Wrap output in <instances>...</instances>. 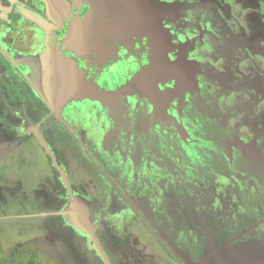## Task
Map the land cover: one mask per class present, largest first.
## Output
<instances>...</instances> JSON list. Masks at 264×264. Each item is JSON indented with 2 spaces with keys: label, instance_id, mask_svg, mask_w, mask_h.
<instances>
[{
  "label": "flooded vegetation",
  "instance_id": "1",
  "mask_svg": "<svg viewBox=\"0 0 264 264\" xmlns=\"http://www.w3.org/2000/svg\"><path fill=\"white\" fill-rule=\"evenodd\" d=\"M66 1L69 14L66 6L65 12L49 15L43 0H0V264H106L82 229L88 247H58L52 217L59 191L52 188H64L69 206L73 197L79 199L74 189L93 188L101 205L115 199L133 224L149 226L152 235L159 233L164 240L150 213L151 195L142 191L148 186L171 191L155 203H183L196 226L190 233L204 240L203 247L183 254L165 239L172 263L222 264L215 258L230 255L243 260L226 264H264L261 249L214 238L223 211L247 186L243 172L249 146L243 129L230 125L227 75L232 68L225 67L226 75L215 70L216 52L206 46L199 16L168 0ZM94 10L101 53L66 49L63 41L71 26ZM48 48L73 60L104 91L122 90L120 98L105 104L47 105L31 83L33 70L26 59ZM202 161L221 177L201 179ZM14 171L19 180L12 177ZM256 184L252 189L259 191ZM195 187H207L206 203L190 195L188 189ZM82 203L110 264H135L125 247L113 242L105 247L104 229H98L90 207ZM200 204H207L200 211L209 225L196 212ZM258 212L264 214V208ZM245 222L230 227L224 221L220 228L241 237ZM249 253L253 258L247 260Z\"/></svg>",
  "mask_w": 264,
  "mask_h": 264
},
{
  "label": "rangeland",
  "instance_id": "2",
  "mask_svg": "<svg viewBox=\"0 0 264 264\" xmlns=\"http://www.w3.org/2000/svg\"><path fill=\"white\" fill-rule=\"evenodd\" d=\"M168 1L173 4L182 3L190 15L199 16L202 31L206 30L204 37L206 46L211 47V52H216L215 70L225 72V67L232 68V71L228 72L230 75H227V99L230 100L227 111L232 110L233 118L230 125L242 128L243 133L248 136V166L243 172V180L246 181L247 186H243V192L239 193L240 197H236V203L228 204V210L223 211L221 226L216 225L218 228L215 229V241L217 243L225 241L237 244L247 243V247L264 251V221L254 226L255 229L249 228L255 224L253 221L264 218V214L258 212L259 207L264 208V0ZM209 52L210 49L206 50L204 52L206 55L202 58H207ZM212 66L215 67L213 64ZM206 166L202 161L199 171L201 179L213 175L220 176V173ZM11 175L18 180L21 177L17 171L12 172ZM52 179H57L53 172ZM253 181L259 186V191L252 189ZM149 187L142 188V191L147 189L146 191L151 195L149 198L152 202L150 205L152 210L149 212L154 216L155 224L161 230L163 229L164 240L166 239L170 246L176 247L183 254L188 250H198L195 248L203 247L204 240L198 237L199 234L190 233L196 226L191 217L187 218L183 212V203L171 204L168 201L161 204L155 203L162 197L164 199L165 195L171 191L161 192V189L156 186ZM206 189L207 187H195L188 190L190 195L199 196L202 198L200 201L206 203L207 193L204 191ZM52 190L59 191L55 194L58 199L55 204V216L52 217V227H56L58 247H72V245L88 247L85 245L87 241L81 228L75 223L73 217L65 213L69 210V200L66 198L64 188H52ZM74 191L79 199L90 207L98 229H104L100 235L104 239L105 247H111L110 242L121 250L125 247L127 254L136 261L135 264H174L167 256V245L162 236L159 233L152 235L147 225L133 224V217L128 211L121 210L120 203L115 202V199L112 200L114 203H106L103 206L93 198L99 194L94 193L93 188H76ZM205 205L207 204L197 205L196 212L202 213L199 218L205 219L209 225V218L200 211V208ZM192 214L196 215L193 211ZM213 219L217 221V218ZM224 221H228L230 227L239 226L241 222L246 221L245 223L248 224L244 226L246 232L241 236L242 238L222 230L220 227L225 224ZM229 228L226 226V230ZM128 247H131L130 251ZM127 254L123 257L120 255V260ZM181 257L184 259L183 255ZM246 258L251 259L253 255L249 253ZM180 263L184 264L181 260Z\"/></svg>",
  "mask_w": 264,
  "mask_h": 264
},
{
  "label": "water",
  "instance_id": "3",
  "mask_svg": "<svg viewBox=\"0 0 264 264\" xmlns=\"http://www.w3.org/2000/svg\"><path fill=\"white\" fill-rule=\"evenodd\" d=\"M49 15L55 11L70 13V4L66 0H43ZM97 10L92 11L86 19H78L69 29L63 46L77 52L78 54H98L102 51L101 28L92 22L96 20ZM26 62L32 67L33 73L30 76L31 83L49 106H59L70 102L73 99L90 98L102 102L116 101L120 98L122 90L116 92H106L96 84L88 82L84 74L78 69L74 61L64 56L58 49L48 48L47 52L38 57H29ZM65 179V177L63 176ZM87 209L82 201L72 198L67 214L75 216V221L79 227L90 235L94 246L104 259L106 264H110L103 252L95 234L93 226L87 221ZM80 217L83 223L79 220Z\"/></svg>",
  "mask_w": 264,
  "mask_h": 264
},
{
  "label": "crops",
  "instance_id": "4",
  "mask_svg": "<svg viewBox=\"0 0 264 264\" xmlns=\"http://www.w3.org/2000/svg\"><path fill=\"white\" fill-rule=\"evenodd\" d=\"M45 52H47V51H45ZM45 52H43V53H45ZM43 53H41L40 55H38V56H41ZM38 56H31V57H38ZM73 61V60H72ZM84 74V73H83ZM84 76H85V79H86V81H88V82H91L90 80H88V78L86 77V75L84 74ZM92 83H94V82H92ZM95 84V83H94ZM100 88V87H99ZM101 89V88H100ZM103 90V89H102ZM84 101H89V102H96V103H101V104H105L104 102H102V101H97V100H93V99H90V98H84V99H73L72 101H70V102H84ZM216 260H220L221 262H222V264H226V262L227 261H232V260H243L242 258H235V257H233V256H226V255H224V256H217L216 258H215V261Z\"/></svg>",
  "mask_w": 264,
  "mask_h": 264
}]
</instances>
